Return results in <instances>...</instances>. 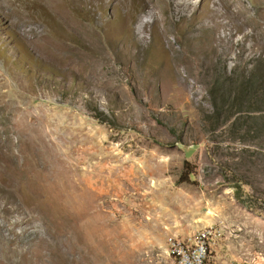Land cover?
<instances>
[{
  "label": "rangeland",
  "instance_id": "374dc122",
  "mask_svg": "<svg viewBox=\"0 0 264 264\" xmlns=\"http://www.w3.org/2000/svg\"><path fill=\"white\" fill-rule=\"evenodd\" d=\"M180 1L0 0V264H264V0Z\"/></svg>",
  "mask_w": 264,
  "mask_h": 264
},
{
  "label": "bare ground",
  "instance_id": "6f19581e",
  "mask_svg": "<svg viewBox=\"0 0 264 264\" xmlns=\"http://www.w3.org/2000/svg\"><path fill=\"white\" fill-rule=\"evenodd\" d=\"M185 2H187V0H182L179 5ZM215 230L212 228H204L201 231L189 233L183 237H177V239L173 241L174 245L171 248V253L176 263L179 264V261L183 259L185 264H199L194 255V251L198 246H201L202 264H205L211 247L214 245L217 237Z\"/></svg>",
  "mask_w": 264,
  "mask_h": 264
},
{
  "label": "built area",
  "instance_id": "2783aa9c",
  "mask_svg": "<svg viewBox=\"0 0 264 264\" xmlns=\"http://www.w3.org/2000/svg\"><path fill=\"white\" fill-rule=\"evenodd\" d=\"M218 230V228H217ZM168 243H169V246H170V250L172 248V246L174 245L173 243V235H170L168 238ZM194 255L195 257L197 258V262L199 264H202V251H201V246H198V248L194 251ZM179 264H185L183 259L181 261H179Z\"/></svg>",
  "mask_w": 264,
  "mask_h": 264
},
{
  "label": "trees",
  "instance_id": "16d2710c",
  "mask_svg": "<svg viewBox=\"0 0 264 264\" xmlns=\"http://www.w3.org/2000/svg\"><path fill=\"white\" fill-rule=\"evenodd\" d=\"M189 173H191V172H189Z\"/></svg>",
  "mask_w": 264,
  "mask_h": 264
}]
</instances>
